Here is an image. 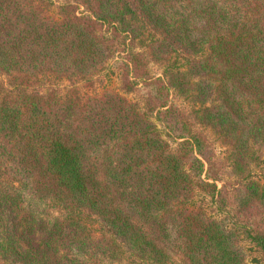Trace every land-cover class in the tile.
I'll return each mask as SVG.
<instances>
[{"label":"trees","instance_id":"trees-1","mask_svg":"<svg viewBox=\"0 0 264 264\" xmlns=\"http://www.w3.org/2000/svg\"><path fill=\"white\" fill-rule=\"evenodd\" d=\"M106 27L139 41L119 70L144 103L31 90L103 72L120 53ZM149 61L162 77L148 78ZM0 72V264H250L244 240L264 254V180L252 175L264 165V0H65L56 14L0 0ZM201 194L244 225L210 215Z\"/></svg>","mask_w":264,"mask_h":264},{"label":"rangeland","instance_id":"rangeland-1","mask_svg":"<svg viewBox=\"0 0 264 264\" xmlns=\"http://www.w3.org/2000/svg\"><path fill=\"white\" fill-rule=\"evenodd\" d=\"M49 8L52 14L57 13V7L65 0H41ZM106 32H108L109 36L114 38L115 36H118V40L116 39V44L119 46V51L117 53V56L111 60L107 66L106 69L101 72L100 74L94 76L90 81L88 82H79L73 84L72 82L66 81V80H53L50 78H44L41 82L38 83V85L33 86L31 90L33 91H40L42 93H45L49 90H56L61 96H66V94L71 90L75 89L79 92V95L83 98L88 96H96L101 95L106 89L114 90L123 96L127 97L129 100L138 102V103H144L143 99L145 101V96L141 91H137L136 93L128 94L124 89L122 85L121 80V71L119 70L120 66H122V61L126 62L128 53H136L140 51L141 45L139 41H131V40H125L124 35H120L118 32H116L114 29L105 28ZM140 47V48H139ZM143 50V48H142ZM123 59V60H122ZM119 62V64H117ZM144 68L148 71V78L156 79L158 77H162L163 75V69L159 64H156L155 62L149 61L148 65H145ZM143 84L140 85L139 88H141ZM0 88L3 91L11 90V87L9 85V79L7 76L3 75L0 72ZM169 95L170 103L172 101V104L175 106V108H178L182 112H184L187 116L192 113L194 108L197 106L192 104V102L180 95H176L173 91ZM142 106V105H141ZM153 121L157 124L158 128L163 131L162 126L153 118ZM197 132L202 133L206 136V139L208 140L209 144L211 145V148L213 150V157L217 160L215 164H217V168L220 169L221 173H225L223 176V179L228 183L229 186H232L236 184L237 180L236 178L230 176L228 174V171H230L231 167L228 166L229 162L225 159V149L222 147V145L219 143L218 139L213 135V133L205 128H196ZM165 139H167L172 146H176L172 139L168 138L166 135V132L164 134ZM205 169H208V165H205ZM252 175L257 179L264 180V165L261 167H252ZM204 179L205 176H203ZM212 183L213 181L210 180ZM222 184L218 183V188H221ZM196 202L198 205L202 204L207 208V211L210 215L214 216L215 218L219 220L227 219V221L230 223V225H244L243 221H239L237 216L235 215V207L228 205L226 208L222 207L220 204L213 203L209 197H207L204 194H201L197 197ZM44 211L47 213L55 216L60 217V213L58 211L51 210L48 207L44 208ZM243 245L247 249L248 252V262L250 264H264V254L262 251H260L258 248L255 247L252 243L249 241L244 240ZM258 260L259 263H255V260ZM119 264H129L128 261L123 260Z\"/></svg>","mask_w":264,"mask_h":264}]
</instances>
